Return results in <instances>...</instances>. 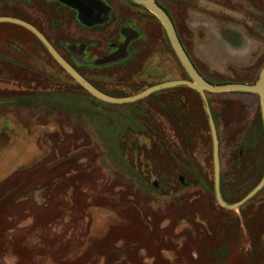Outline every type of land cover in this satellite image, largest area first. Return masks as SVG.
I'll use <instances>...</instances> for the list:
<instances>
[{
	"label": "rangeland",
	"instance_id": "rangeland-1",
	"mask_svg": "<svg viewBox=\"0 0 264 264\" xmlns=\"http://www.w3.org/2000/svg\"><path fill=\"white\" fill-rule=\"evenodd\" d=\"M157 2L203 79L257 82L264 0ZM3 7L0 16L12 12ZM142 24L144 61L76 70L113 98L188 80L160 23L150 15ZM206 97L222 196L234 204L264 177L258 99ZM0 264H264V188L238 210L218 205L209 126L195 92L172 88L133 103L98 101L30 33L0 24Z\"/></svg>",
	"mask_w": 264,
	"mask_h": 264
},
{
	"label": "flooded vegetation",
	"instance_id": "flooded-vegetation-1",
	"mask_svg": "<svg viewBox=\"0 0 264 264\" xmlns=\"http://www.w3.org/2000/svg\"><path fill=\"white\" fill-rule=\"evenodd\" d=\"M122 1L0 0V4L4 6L3 8L7 9V11H12L9 15H3L0 18L19 20L33 27L67 64L91 84L76 68L103 71L109 68L117 69L124 64L132 65L137 59L141 60L142 58L141 61L146 59L145 57H140L139 52L145 42V30H147L143 26L142 20L145 18L148 21V17L153 15L143 6L130 0H125V3ZM155 2L161 10L164 9L158 4L157 0ZM133 6L143 11L140 13V17L134 16L133 13L127 14L124 11L132 12ZM27 7L30 8V12L27 11ZM34 14H42L43 16L39 15L37 17L38 20H36ZM167 16L170 18L177 33L171 17L169 14ZM41 22H43V25ZM0 24L13 25L30 33L58 65L41 41L28 29L12 23ZM97 50L100 51L95 54ZM184 50L187 53L185 48ZM63 53H66V55L63 56ZM188 57L190 58L189 55ZM161 68L165 69L164 66ZM143 69L145 74L147 68L144 67V64L140 66L139 72L142 73ZM93 74L96 73L93 72ZM102 81L100 82L105 83V81ZM93 87L96 88L95 86ZM156 104L167 114L168 107L166 102L158 99Z\"/></svg>",
	"mask_w": 264,
	"mask_h": 264
},
{
	"label": "water",
	"instance_id": "water-1",
	"mask_svg": "<svg viewBox=\"0 0 264 264\" xmlns=\"http://www.w3.org/2000/svg\"><path fill=\"white\" fill-rule=\"evenodd\" d=\"M131 2L143 6L150 14H152L161 24L170 47L181 65L183 71L188 77V80H176L170 82H164L153 85L140 93L125 97V98H113L103 94L89 84L82 76H80L69 64H67L50 46V44L44 39V37L38 33L30 25L15 19L0 18V23H12L20 25L30 32H32L45 46L50 55L58 63V65L77 83L84 91L98 101L110 104H126L133 103L144 98L149 97L157 92L172 89V88H188L196 92L203 104L205 115L207 118L209 132L211 136L212 145V165H213V191L216 202L220 207L226 210H238L245 203L250 201L264 188V177L260 182L249 192L244 198L234 204H229L224 201L220 184V163H219V142L216 132L215 123L211 114V110L208 104L207 94H223V93H248L257 96L259 103V110L261 115L262 128H264V69L259 74L258 80L254 85H247L241 83L230 84H212L203 79L195 69L190 58L185 52L182 44L179 41L175 28L167 16V14L161 10L155 0H130Z\"/></svg>",
	"mask_w": 264,
	"mask_h": 264
},
{
	"label": "crops",
	"instance_id": "crops-1",
	"mask_svg": "<svg viewBox=\"0 0 264 264\" xmlns=\"http://www.w3.org/2000/svg\"><path fill=\"white\" fill-rule=\"evenodd\" d=\"M136 70H137V68H132V70L129 72V73H131V78L133 79L134 77H136V75H135V73H136ZM131 79V80H132ZM164 91V90H163ZM140 93V92H139ZM134 95H136V94H134ZM148 98V97H147ZM145 99V98H144ZM143 100V99H142ZM140 101V100H139Z\"/></svg>",
	"mask_w": 264,
	"mask_h": 264
},
{
	"label": "trees",
	"instance_id": "trees-1",
	"mask_svg": "<svg viewBox=\"0 0 264 264\" xmlns=\"http://www.w3.org/2000/svg\"><path fill=\"white\" fill-rule=\"evenodd\" d=\"M163 10H164V12H166L165 9H163ZM166 13H167V12H166ZM167 14H168V13H167ZM212 84H215V83H212ZM186 89H188V88H186ZM189 90H190V89H189ZM191 91H192V90H191ZM193 92H194V91H193ZM195 93H196V92H195ZM196 94H197V93H196Z\"/></svg>",
	"mask_w": 264,
	"mask_h": 264
}]
</instances>
